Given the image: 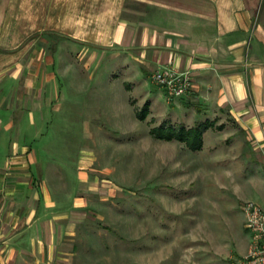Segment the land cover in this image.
Segmentation results:
<instances>
[{"label":"crops","instance_id":"obj_1","mask_svg":"<svg viewBox=\"0 0 264 264\" xmlns=\"http://www.w3.org/2000/svg\"><path fill=\"white\" fill-rule=\"evenodd\" d=\"M128 3L144 9L133 12ZM56 51L90 69L111 55L150 82L159 70L189 74L192 92L174 99L194 121L187 129L207 119L232 122L233 132L220 133L238 135L234 147L242 152L241 159L211 155L212 163L224 164L222 177L210 176L212 210L219 202L213 195L223 192L224 229L232 228V211L240 223L234 240L224 236L221 247L210 241V264L246 256L251 234L243 205L264 211V0H0V264H73L95 201L118 194L99 177L111 171L97 169L90 150L74 156L70 179L69 150L50 138L60 104L75 106L104 85L82 78L73 57L58 65ZM58 71L74 78L60 79ZM84 129L91 133L87 122ZM214 130L203 132L201 150ZM219 145L229 151L226 142ZM219 145L210 141V150Z\"/></svg>","mask_w":264,"mask_h":264},{"label":"rangeland","instance_id":"obj_2","mask_svg":"<svg viewBox=\"0 0 264 264\" xmlns=\"http://www.w3.org/2000/svg\"><path fill=\"white\" fill-rule=\"evenodd\" d=\"M128 9L141 13L144 7L128 3ZM128 17L136 19L134 15ZM65 54L66 59L55 52L58 65L68 66L75 57ZM112 58L107 56L99 69L95 64L90 69L86 61L74 58L72 63L78 65L82 78L88 83L95 78L104 85L98 87L99 94L89 90L80 97L76 107L67 101L53 113L50 138L69 150L70 179L75 176L74 156L86 149L97 154V169L111 171L99 177L118 187L116 197L102 205L95 201V214H89L86 231L76 239L73 264H210V241L214 238L221 247L224 236L229 234L234 240L240 223L232 211V228L224 229L222 222L228 219L225 213L229 207L219 200L223 192L213 195L219 202L212 210L210 176L222 177L224 164L212 163L211 155L219 154V160L222 154L241 159V150L234 147L240 137L220 133L233 132L235 127L232 122L215 120V133L206 136L205 147L198 153L176 141L155 139L149 134L153 128L173 127L178 131L181 126L187 129L195 125L194 121L183 115L181 106L163 89L138 76L123 59ZM61 73L60 79L74 78L73 72L65 77ZM109 80H115V87ZM146 104L149 114L140 121L137 114ZM77 111H81L80 117ZM85 122L91 133L86 134ZM209 122L207 119L197 125ZM210 141L216 145L226 142L229 151L220 145V150H210Z\"/></svg>","mask_w":264,"mask_h":264},{"label":"built area","instance_id":"obj_3","mask_svg":"<svg viewBox=\"0 0 264 264\" xmlns=\"http://www.w3.org/2000/svg\"><path fill=\"white\" fill-rule=\"evenodd\" d=\"M151 82L173 100L192 92V80L186 73L159 70L152 75ZM243 212L246 216V228L251 234V244L247 255L232 264H264V211L255 203L246 202Z\"/></svg>","mask_w":264,"mask_h":264},{"label":"trees","instance_id":"obj_4","mask_svg":"<svg viewBox=\"0 0 264 264\" xmlns=\"http://www.w3.org/2000/svg\"><path fill=\"white\" fill-rule=\"evenodd\" d=\"M149 114V104H146L144 109L137 114V119L145 121ZM214 127V124L210 122L206 125L196 126L192 129H186L181 126L177 131L173 127H160L150 130V134L160 141H177L183 143L192 151H201L203 147V132L209 128Z\"/></svg>","mask_w":264,"mask_h":264}]
</instances>
